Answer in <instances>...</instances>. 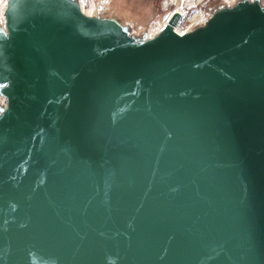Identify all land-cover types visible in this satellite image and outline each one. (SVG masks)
I'll use <instances>...</instances> for the list:
<instances>
[{"label": "water", "instance_id": "water-1", "mask_svg": "<svg viewBox=\"0 0 264 264\" xmlns=\"http://www.w3.org/2000/svg\"><path fill=\"white\" fill-rule=\"evenodd\" d=\"M0 1V264L62 209L92 248L113 237L102 264H264V0L183 36L108 0ZM47 121L75 131L33 136L8 179Z\"/></svg>", "mask_w": 264, "mask_h": 264}, {"label": "bare ground", "instance_id": "bare-ground-1", "mask_svg": "<svg viewBox=\"0 0 264 264\" xmlns=\"http://www.w3.org/2000/svg\"><path fill=\"white\" fill-rule=\"evenodd\" d=\"M4 7L5 6L3 2L1 5V11ZM93 10L94 5H92V7L88 9L87 12L92 13ZM184 14L179 10L172 12L167 18L166 22L160 27V31H164L174 15H179L182 18L184 17ZM203 19H205V14L203 12H199L194 17L193 22L197 23L198 21ZM177 25L178 24H173L172 29L173 32L178 36H183L184 34H186L187 30L192 26L191 25L187 29L185 28L186 30H182L183 28L179 26V29ZM74 131V125L55 126L54 122L49 121L40 124L38 128L34 130L31 137L21 140L16 146L15 153L12 157V166L8 171V179H13L15 177V168L20 164V161L25 153H32L33 156L36 155L37 151L32 149L33 136L36 139L41 138L40 140L42 141L44 140V137H53L54 135L68 138L74 133ZM28 161L29 158L27 162ZM59 213L61 217L55 220V222L59 225L58 229H53L47 234H38L36 232H33L31 240L23 244L22 251L26 254V261L29 264H51L53 262L62 264H102L100 260L101 253L104 249V245L102 244L106 242L108 243L113 239V237H110L107 234H103L102 237L99 238L100 241L94 239L93 242L95 246H93V248L95 249H93L90 246V240L86 239V237L84 236L83 226L68 221V212L66 209L60 210ZM90 231L91 230H86V235L90 234ZM74 237L76 238V240L74 239ZM70 246H74V249H71ZM83 246H90L94 250L93 252L95 254V258L93 260L91 258H85L75 263L74 258L76 257V251L81 250Z\"/></svg>", "mask_w": 264, "mask_h": 264}, {"label": "rangeland", "instance_id": "rangeland-1", "mask_svg": "<svg viewBox=\"0 0 264 264\" xmlns=\"http://www.w3.org/2000/svg\"><path fill=\"white\" fill-rule=\"evenodd\" d=\"M112 6L122 11H131L137 14V18L143 25H147L152 31H157L166 22L167 18L174 11H181L184 17L180 18L177 27L184 30L190 27L194 22V17L203 12L207 15L215 4L222 0H108ZM3 1H0V12ZM124 3V4H123ZM85 4V5H84ZM82 4L86 12L92 7L93 1L86 0ZM129 5L127 7V5ZM122 8V9H121ZM132 9V10H129ZM201 21V20H200ZM198 21V22H200ZM197 22V23H198ZM196 23V22H195ZM194 23V24H195ZM193 24V25H194ZM179 27V29H180ZM185 29V30H186Z\"/></svg>", "mask_w": 264, "mask_h": 264}, {"label": "crops", "instance_id": "crops-1", "mask_svg": "<svg viewBox=\"0 0 264 264\" xmlns=\"http://www.w3.org/2000/svg\"><path fill=\"white\" fill-rule=\"evenodd\" d=\"M86 1V0H85ZM84 1V2H85ZM93 1V4H94V0H92ZM84 2H82V4H84ZM124 4V3H123ZM85 5V4H84ZM127 5V4H126ZM129 5H127V7H128ZM122 9V8H121ZM123 10V9H122ZM129 10H132V9H129ZM125 11H127V10H125ZM127 12H129V13H131V11H127Z\"/></svg>", "mask_w": 264, "mask_h": 264}, {"label": "snow or ice", "instance_id": "snow-or-ice-1", "mask_svg": "<svg viewBox=\"0 0 264 264\" xmlns=\"http://www.w3.org/2000/svg\"><path fill=\"white\" fill-rule=\"evenodd\" d=\"M0 111H2V109H0Z\"/></svg>", "mask_w": 264, "mask_h": 264}]
</instances>
